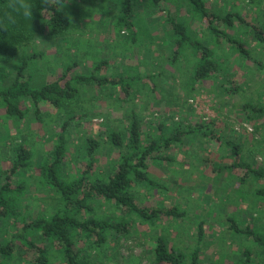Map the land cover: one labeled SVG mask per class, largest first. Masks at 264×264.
I'll return each instance as SVG.
<instances>
[{
    "label": "rangeland",
    "instance_id": "374dc122",
    "mask_svg": "<svg viewBox=\"0 0 264 264\" xmlns=\"http://www.w3.org/2000/svg\"><path fill=\"white\" fill-rule=\"evenodd\" d=\"M122 1L68 0L66 7L71 17V26L66 34L50 36L48 15L44 14L35 22L32 39L15 43L13 40H18L19 36L12 38L5 62L11 63L10 69L15 72V65L24 55L29 57L36 53V60L29 68L33 81L40 83L44 79L59 77L63 74V69L75 61L79 65L73 72L88 74L96 63L106 60L107 67L99 75L117 77L125 67L138 66L143 73H161L166 89L159 88L153 94L145 92L142 96H132L129 102H125L119 90L113 92L108 88L90 87L77 113L80 117H73L71 113L61 115L42 103V121L34 115L29 102L22 105L24 110H28L27 116L21 120L12 119L7 115L5 105L0 99V181H4V175H9L13 144L25 143L32 150L33 158L28 168L22 170L20 175H13L11 181L15 185L19 182L25 184L21 201L27 211L34 215L51 213L58 207L59 200L44 182L41 165L49 157V151L54 147L53 139L65 119L70 121L65 165L70 179L78 169L77 162L80 159L86 161L89 138L102 142L96 154L95 173L105 175L109 171L118 158V152L101 140L105 139L108 128L117 130L121 124H127V113L131 109L139 113L142 123L148 126L159 120L169 124L179 107L188 116V120H182L185 124L190 121L193 124L198 119H213L217 133L225 134L224 137L228 136L232 143L241 146L240 155L227 156L228 151L222 143H202L200 136L190 140L182 149L177 147L168 152L163 150L172 160L152 166L151 177L158 185H138L137 202L149 210H164L170 205H179L186 212V216L174 220L163 213L155 224L134 216L135 221L130 226L129 235L110 236L98 253L95 248L90 249L91 261L93 264H153L155 240L164 236L172 246L188 256L199 247L196 264H237L245 249L254 253L259 251L252 237L231 231L228 220L236 219L241 228L254 226L257 222L264 227V200L255 194L259 185L252 178V174L244 177L245 168L220 171L215 169L233 164L236 158L254 169L264 167V115H258L257 121L250 122V109L247 112L244 110L246 103L264 106V70L239 57L230 47H222L206 36L205 42L218 47L217 52L229 61L231 71L237 73L241 90L232 94L219 93L214 83L206 81L199 85V90L189 95L186 84L193 59L189 58L186 65L181 62L183 68L180 70L167 62L164 50L169 41L163 30L166 26L168 28V22L164 13L158 12L153 20L145 18L148 1L132 0V20L138 19L136 38L133 40L130 30L119 23L124 15ZM19 4L22 8L26 0H21ZM210 5L216 10L225 8L238 11L264 29V0H212ZM175 6L176 4H161V8L169 9L174 17L177 14ZM180 15L185 13L181 12ZM187 18L189 17L186 20ZM183 19L185 18L181 17L180 20ZM188 20L192 23V19ZM10 21H13L12 17ZM192 25L203 37L202 31L206 23L197 19ZM231 32L235 35L241 33L242 36L239 37L250 44L254 59L264 64V42L257 41L252 30L250 32L236 25ZM28 76L29 74L26 78ZM189 105L194 109L192 115L190 111H186ZM179 119V116L174 117L175 121ZM243 178L244 181L241 180ZM104 207L110 219H115L113 215H117L116 219L122 217L121 210L108 205ZM200 223H203L205 234L199 243ZM6 238L5 232L0 233V242ZM23 251H18L9 264H32L35 261L34 253L25 249ZM254 253L251 264H260ZM50 261V264H63L58 252L51 253ZM188 264H192L189 257Z\"/></svg>",
    "mask_w": 264,
    "mask_h": 264
},
{
    "label": "trees",
    "instance_id": "16d2710c",
    "mask_svg": "<svg viewBox=\"0 0 264 264\" xmlns=\"http://www.w3.org/2000/svg\"><path fill=\"white\" fill-rule=\"evenodd\" d=\"M20 1L0 0V99L5 105L7 115L12 119L21 120L27 116L28 110L22 107L25 102L31 104L34 115L40 121H42L40 117L42 103L52 107L61 115L66 116L71 113L73 117H80L77 113L90 87L108 88L113 92L119 90L125 102H129L132 96H142L145 92L153 94L159 88L166 89L161 73H143L138 66L125 67L117 77L108 74L99 75V72L107 67L106 60L96 63L88 74L73 72L79 65V62L75 61L74 64L67 65L59 77L36 83L29 68L36 60L37 54L33 53L29 57L24 55V58L15 65L14 72V69H10L11 63L5 62L7 59L5 55L14 36H19L18 40H13L15 43L32 39L35 22L44 14L48 15L50 36L64 35L71 26V17L66 7L68 0H26L23 6L30 9L28 16L24 15V7L20 8ZM146 1L148 3L145 18L153 20L158 12H162L168 22L169 29L166 26L163 30L169 41L164 50L167 62L180 70L183 68L181 62L186 65V61H190L189 58L193 59L186 84L189 95L199 90V85L206 81L214 83L219 93L232 94L241 90L239 79L236 78L237 73L231 71L229 61L217 52L218 47L205 42L206 36L222 47H230L231 51L239 54V57L253 62L264 70V64L254 59L250 44L239 37L242 36L241 33L235 35L231 32L232 28L239 25L250 32L252 30L257 41L264 42V29L249 21L246 15L233 9L216 10L210 5L212 0ZM132 3V0L121 2L124 15L119 19V23L130 30L133 35L131 38L134 40L138 19L132 20L134 16ZM163 3L176 4L175 17L171 16L169 9L161 8ZM181 12L185 15H180ZM10 17L13 21H10ZM178 17L185 19L180 20ZM186 17L189 18L186 20ZM188 19H192V23L197 19L206 23L202 31L203 37ZM27 73L29 76L26 78ZM226 84L229 86L226 87ZM187 93H185L186 97H188ZM248 109H250V113L248 111L250 122L257 121L258 115H264L263 105L246 103L244 110L247 112ZM175 111L176 116L172 115L169 124L159 120L145 126L140 114L131 109V112L127 113V124H121L117 130L108 128L105 139L101 140L118 152V158L109 171L105 175L95 173L96 154L102 142L89 138L86 146V161L80 159L77 162L78 169L75 176L70 179L67 176L69 173L65 171L68 154L67 129L70 121L65 119L56 138L53 139L54 147L49 151V157L42 162L43 164L41 163L44 182L59 200L58 207L51 213L34 215L23 207L21 195L25 190V184L19 182L15 185L11 178L13 175H20L22 170L28 168L33 152L23 142L13 144L9 175H4V181H0V233L5 232L7 237L0 242V264H9L18 251L24 252L23 249L34 253L35 261L32 264H50L52 252L60 253L63 264H93L90 249L95 248L98 253L110 236L129 235L130 226L135 221L134 216L154 224L159 221L163 213L164 216L174 220L185 217L186 212L179 205H170L164 210H149L148 207L141 206L137 202L138 185L148 187L158 185L151 177L152 166L172 160V157L164 151L168 152L177 147L182 149L186 143L199 136L202 143L212 141L222 143L228 151L227 156H239L241 146L232 143L228 136L224 137L225 134L217 133L213 119L210 121L198 119L193 124L191 121L185 124L182 120H188V116L184 115L179 107ZM186 111H190L191 115L194 113L191 105ZM177 115L180 119L175 121L174 117H178ZM255 126L260 128L258 123H255ZM235 160L233 164L225 165L224 168L220 166L215 171L245 168L244 177L252 174V178L259 185L255 194L264 200V167L254 169L238 158ZM241 180L244 181V178ZM106 205L121 210L122 217L116 219L117 215H113L115 219H110L104 207ZM228 225L234 233L252 237L259 251L254 253L250 249H245L237 264H251L253 253L260 260V264H264V227L257 222L254 226L241 228L233 218H229ZM204 234L203 223H200L199 243ZM188 257L192 264H196L199 247L188 256L172 246L166 237L156 238L152 253L153 264H188Z\"/></svg>",
    "mask_w": 264,
    "mask_h": 264
},
{
    "label": "clouds",
    "instance_id": "9594fccd",
    "mask_svg": "<svg viewBox=\"0 0 264 264\" xmlns=\"http://www.w3.org/2000/svg\"><path fill=\"white\" fill-rule=\"evenodd\" d=\"M22 7H24V15L28 16L30 14V9L27 6L22 5Z\"/></svg>",
    "mask_w": 264,
    "mask_h": 264
}]
</instances>
